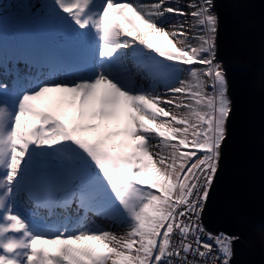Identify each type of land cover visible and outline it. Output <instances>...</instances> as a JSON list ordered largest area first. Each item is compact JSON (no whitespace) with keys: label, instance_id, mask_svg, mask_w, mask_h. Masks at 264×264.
I'll return each instance as SVG.
<instances>
[{"label":"snow or ice","instance_id":"obj_1","mask_svg":"<svg viewBox=\"0 0 264 264\" xmlns=\"http://www.w3.org/2000/svg\"><path fill=\"white\" fill-rule=\"evenodd\" d=\"M230 2L0 0V264H233Z\"/></svg>","mask_w":264,"mask_h":264},{"label":"water","instance_id":"obj_2","mask_svg":"<svg viewBox=\"0 0 264 264\" xmlns=\"http://www.w3.org/2000/svg\"><path fill=\"white\" fill-rule=\"evenodd\" d=\"M222 22L244 37L243 51L229 49L238 83V108L230 128L227 169L212 193L214 230L240 233L233 264H264V245L253 224L264 217V92L259 66L264 55V0L221 4ZM206 223L209 220L206 219Z\"/></svg>","mask_w":264,"mask_h":264},{"label":"rangeland","instance_id":"obj_3","mask_svg":"<svg viewBox=\"0 0 264 264\" xmlns=\"http://www.w3.org/2000/svg\"><path fill=\"white\" fill-rule=\"evenodd\" d=\"M121 23H123V21H121ZM98 224H99V221H98ZM101 227H103L104 225L100 224Z\"/></svg>","mask_w":264,"mask_h":264}]
</instances>
